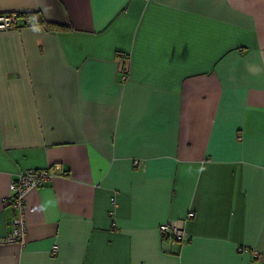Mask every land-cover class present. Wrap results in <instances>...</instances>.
<instances>
[{
  "label": "crops",
  "instance_id": "0c3cea01",
  "mask_svg": "<svg viewBox=\"0 0 264 264\" xmlns=\"http://www.w3.org/2000/svg\"><path fill=\"white\" fill-rule=\"evenodd\" d=\"M0 11L19 14L0 30V264H264V0ZM29 168L51 178L7 241ZM177 219L185 238L161 233Z\"/></svg>",
  "mask_w": 264,
  "mask_h": 264
},
{
  "label": "built area",
  "instance_id": "2783aa9c",
  "mask_svg": "<svg viewBox=\"0 0 264 264\" xmlns=\"http://www.w3.org/2000/svg\"><path fill=\"white\" fill-rule=\"evenodd\" d=\"M18 27V15L16 12L0 11V30ZM51 178L50 172L46 168L24 169L18 173L17 179L9 185L11 194L7 202L10 204L16 214L11 219L10 230L7 232L5 239L7 241H17L23 237L25 231V223L22 218L24 206V193L30 187H38L43 185ZM193 215V211H189L187 216ZM184 219L169 220L159 223L158 228L164 235H169L173 239L180 240L185 238L186 231L184 229ZM52 253L57 251V244L53 243L50 247Z\"/></svg>",
  "mask_w": 264,
  "mask_h": 264
},
{
  "label": "trees",
  "instance_id": "16d2710c",
  "mask_svg": "<svg viewBox=\"0 0 264 264\" xmlns=\"http://www.w3.org/2000/svg\"><path fill=\"white\" fill-rule=\"evenodd\" d=\"M24 16L26 17V19H24V21H25L24 23H26V24H42L47 29H54V28H60L61 27L60 25H58L56 23L46 21L45 19H43L41 17V15L35 16L34 12H26V13H24Z\"/></svg>",
  "mask_w": 264,
  "mask_h": 264
}]
</instances>
